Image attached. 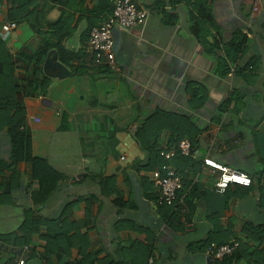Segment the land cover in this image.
Here are the masks:
<instances>
[{
	"label": "crops",
	"instance_id": "crops-1",
	"mask_svg": "<svg viewBox=\"0 0 264 264\" xmlns=\"http://www.w3.org/2000/svg\"><path fill=\"white\" fill-rule=\"evenodd\" d=\"M101 2L55 4L48 19H61L63 26L58 31L44 27L43 35L23 21L3 38L0 18V38L13 56L33 156L48 160L62 175L46 201L36 204L38 182L31 179V166L20 162L17 177L0 167V234L17 231L27 211L40 224L30 246L16 248L0 240V264H19L34 248L43 253L47 240L61 233L54 231L57 227L77 246L60 259L53 253L48 264H78L88 257L92 264H264V0H210L213 26L206 47L190 30L185 1L136 0L149 18L145 25L120 29L114 64L107 57L98 63L87 51L90 20L99 23L107 16ZM0 10L7 16V0ZM246 30L237 67L247 69L258 57V71H241L248 78L224 77L219 61L226 56L225 46ZM56 32L65 35L62 46L73 55L64 62L66 55L52 48L39 71L34 53L47 41L55 43ZM44 78L50 84L42 92ZM189 81L208 89L205 106L190 112L201 128L200 139L188 160L176 159L175 145L167 151L172 154L168 164L182 180L178 199L187 209L191 226L186 228L178 206L160 202L137 132L156 108L190 111ZM232 91L235 107L221 114L218 108ZM169 136L167 130L160 135L163 149L171 147ZM10 152L4 127L0 161L8 162ZM206 158L247 174L250 186L216 192L217 173L205 165ZM106 179L110 184L104 186ZM212 236L214 242L240 243L231 262L208 254L205 244ZM140 243L150 247L147 260L139 255Z\"/></svg>",
	"mask_w": 264,
	"mask_h": 264
},
{
	"label": "trees",
	"instance_id": "trees-1",
	"mask_svg": "<svg viewBox=\"0 0 264 264\" xmlns=\"http://www.w3.org/2000/svg\"><path fill=\"white\" fill-rule=\"evenodd\" d=\"M4 0H0L3 2ZM8 1V12L7 17L16 22H28L33 30L43 35L42 28L48 27L49 29L62 28L63 24L60 20L50 21L48 19V14L51 12L55 4H64L71 2L72 0H7ZM185 1L188 4L189 19L191 21V32L198 39V41L206 47L208 44L207 37L210 34V27L213 26V17L211 14L210 0H176ZM114 0H102L101 7H104L101 12H107L106 18L112 13ZM105 18V19H106ZM64 20V18H62ZM103 19V20H105ZM102 20V21H103ZM100 21V22H102ZM99 22V23H100ZM95 19H91L89 22L90 30L98 25ZM70 33V32H69ZM57 41L55 43L47 41L41 46L35 53L34 59L35 64L38 66L39 71H42V61L44 60L47 53L55 48L58 53H64L66 57L62 60L68 62L73 52L65 49L62 46V39L65 35L56 32L55 35ZM89 37V34H88ZM248 35L242 31L236 33L233 39L225 46L226 56L221 58L219 61V69L222 71V75L227 77L230 73H236L244 78H248V75H243V72L248 69L253 71H258V65L260 58L254 57L246 65L247 69L238 68L245 48V42ZM214 47V45H212ZM62 55V54H61ZM235 66L233 68V65ZM37 70V69H36ZM36 73V72H35ZM16 67L14 64L13 56L6 46L5 41L0 38V130L4 127H8V135L11 144L10 160L0 161V167H5L6 169L12 170L13 174L18 175L17 165L20 162H26L31 166V179L38 182V192L34 194V202L36 204H41L46 201V199L51 195V193L57 188L59 182L62 180V175L48 162V160L34 157L32 152V137L31 132L27 126V118L25 115V110L22 105L18 102L17 94L19 87L15 80ZM50 82L48 79L44 78L40 87L42 92H45L49 86ZM186 92L189 94L188 107L190 111L173 113L165 109L156 108L152 113L146 115L142 122L141 127L137 132V137L140 142L142 149L148 154L147 164L144 166L145 169L155 170L161 168L163 165L168 164L165 158L166 152L175 145V156L176 159L184 158L188 160L193 154L195 147L197 146L200 135L201 128L194 121L191 111H196L205 106L208 100V89L202 83L189 81L186 86ZM227 103H222L218 111L223 114L228 106H232L235 101H233V91ZM167 130L170 133V146L167 149H163L159 144V138L161 133ZM188 139L191 144L192 154L185 156L181 154L178 143L183 140ZM177 163V162H176ZM169 165V164H168ZM175 170V169H174ZM176 174L179 172L175 170ZM180 176V175H179ZM110 184V180L106 179L103 183L104 186ZM181 193V192H179ZM177 193L179 198L182 194ZM160 198V196H159ZM117 205V201H113ZM167 205L166 203H163ZM180 221V219H178ZM39 225L34 219L33 212L27 211L26 217L22 224L19 226L17 231L7 234H0V240L4 242H10L16 248H23L25 246H30L33 238L32 235L36 233L39 229ZM57 227V226H56ZM54 231H61L59 234H55L53 238L47 240L45 250L43 253H39L36 249H31L28 253V259L24 260L25 264L31 260L39 259L43 264L50 263V258L53 253L58 254V258L62 257L61 254L69 253V250L77 245L67 242L66 237H62V234L66 233V230L62 227L55 228ZM244 231H247L244 230ZM213 240H217L215 237H210L205 245L210 246ZM217 244H224L226 242H215ZM203 246V245H202ZM189 249L194 250L195 245H190ZM139 251H136V255H145L147 260L150 247L149 245H144L140 243ZM239 250V249H237ZM237 250L231 256L223 258L221 261L227 263L231 262V259L235 258L237 255ZM239 252V251H238ZM80 253L85 256L86 250H80ZM236 255V256H235ZM87 258V256H86ZM213 258V257H212ZM228 258V259H227ZM216 261L218 259L213 258ZM92 264L89 257L85 261L78 264ZM113 264V263H111Z\"/></svg>",
	"mask_w": 264,
	"mask_h": 264
},
{
	"label": "built area",
	"instance_id": "built-area-1",
	"mask_svg": "<svg viewBox=\"0 0 264 264\" xmlns=\"http://www.w3.org/2000/svg\"><path fill=\"white\" fill-rule=\"evenodd\" d=\"M0 18H2V37L7 38L18 27V22L9 19L1 10ZM148 18L149 12L138 8L136 0H114L112 13L89 32L88 54L98 63L103 61V57H107L109 63L114 64L113 52L116 37L113 30L115 28L130 29L138 24L145 25ZM244 33L249 35L248 30L244 31ZM178 148L181 154L185 156L192 154L191 144L188 139L181 140L178 143ZM171 156L170 152L165 154L167 160ZM204 163L214 173H217L214 189L218 193H225L232 185L250 186L251 184V178L247 174L235 171L221 162L206 158ZM152 177L154 185L159 191L160 202L169 206L177 205L181 220L186 225V228H190V223L186 222V206L177 197L178 191L182 188L181 177L168 164L153 170ZM239 245L240 243L235 239H231L224 244L212 242L208 247V254L215 259L222 260L227 256L233 255ZM19 264H25L24 259H21Z\"/></svg>",
	"mask_w": 264,
	"mask_h": 264
},
{
	"label": "water",
	"instance_id": "water-1",
	"mask_svg": "<svg viewBox=\"0 0 264 264\" xmlns=\"http://www.w3.org/2000/svg\"><path fill=\"white\" fill-rule=\"evenodd\" d=\"M113 32H114V35H116L115 37V46H114V50L118 47V45L120 44V36H119V34H120V29H118V28H115L114 30H113ZM27 264H43V262L41 261V260H39V259H35V260H31V261H29V262H27Z\"/></svg>",
	"mask_w": 264,
	"mask_h": 264
}]
</instances>
